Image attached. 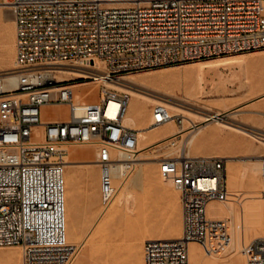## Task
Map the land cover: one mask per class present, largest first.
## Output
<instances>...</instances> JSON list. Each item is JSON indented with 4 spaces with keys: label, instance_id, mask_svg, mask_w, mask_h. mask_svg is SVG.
<instances>
[{
    "label": "built area",
    "instance_id": "obj_1",
    "mask_svg": "<svg viewBox=\"0 0 264 264\" xmlns=\"http://www.w3.org/2000/svg\"><path fill=\"white\" fill-rule=\"evenodd\" d=\"M1 3L13 13L16 63L0 71V247L21 246L22 264H74L82 247L67 237L70 147H97L104 207L118 192L116 169L123 175L133 169L139 130L123 122L130 93L121 76L264 49V0H144L122 6L104 0ZM96 61L105 72L91 67ZM61 70L80 76L57 80ZM99 77L123 87L102 82L98 102L75 97L74 83ZM45 105H65L68 116L45 120ZM152 111L155 125L184 121L163 101ZM251 132L264 141V130ZM159 164L160 174L180 193L183 235L145 240L144 264H189L190 242L208 253L227 244L228 220L207 211L211 201L227 196L226 158L180 155L162 158ZM245 264H264V231L245 247Z\"/></svg>",
    "mask_w": 264,
    "mask_h": 264
},
{
    "label": "bare ground",
    "instance_id": "obj_2",
    "mask_svg": "<svg viewBox=\"0 0 264 264\" xmlns=\"http://www.w3.org/2000/svg\"><path fill=\"white\" fill-rule=\"evenodd\" d=\"M104 1L109 6H122V5H130L135 2H140L141 0H104ZM2 5L8 6L4 3H0V6ZM252 61L264 63V54L250 55V56L245 55V54H240V55L233 54L232 56H227V57L223 56L219 58L209 59L206 61L205 60L204 61H194L190 64L185 65L184 68L182 69H179V70L167 69L165 72H161L160 74H157V75L124 74L121 76L120 78L121 82L124 85L128 86V89L130 92V99L126 106V112L123 117V122L125 125L129 127H133L139 130L138 149H137V153L135 154V157L132 159L133 169L128 174L123 175L120 167L116 169V172H115L116 180L115 181H116V185L118 186L117 195L112 200V202L109 204V206L103 207L100 214L96 217L92 226L89 228L86 235L82 239V242L79 243L82 249L86 247L85 249L86 255L88 254L94 255L99 241L116 226V222L121 212L119 208L115 207V203L118 202L119 204L120 203L122 204L123 202H125V207L129 208V203L133 199V193H134L133 190L142 183L145 177L144 170L142 167L138 168V171L134 173L136 170V165L140 164L142 166L144 164L143 160L146 158L144 151L150 148L151 146L155 144L161 145V144H166V143L168 144V142H173L174 140H176V135L179 133H182V135H185L184 142H183L185 145L184 144L183 145L186 147H188L189 145L200 146V145L206 144L209 141L220 140L226 146H230L234 143L239 145L241 148L251 153V156H253L254 158L255 157L264 158V148L255 147L250 144L242 143L241 139L239 138H231L228 135L226 136L225 131L220 126L216 125V123H219L220 125L223 124L224 127L230 126L231 122L228 123L226 119L236 121L234 118L238 114V112L242 111L241 105L236 104V105L229 107L226 101H224L225 99L221 97L223 98L222 102H223L224 109L212 111L210 108V104L202 101V98L204 96H207L206 94L208 92L213 93L212 90L217 88L218 85L221 84V83L218 84V82H216V80H214L213 78L209 79V76L211 74L212 75L215 74V76L219 75L218 77H220L219 78L220 80L222 79L221 78L222 74H224L222 73L223 69L227 70L229 68L231 69V68H235V67L242 66V65L246 66V64ZM15 63H16V55L13 49V51H11V54L4 56L0 59V67H4V69L2 68L0 69V71L6 70L5 67H9L11 65L13 66L10 68H13L15 66ZM91 67L94 68L100 74L104 72V69H102L103 67L101 66V63H99L98 61H96L95 64L92 63ZM77 76H80V74L77 71H72V70H61L56 73L57 80H70ZM101 78L102 77H99L98 81H88L87 80V81L74 83L72 86L74 88L75 97L80 101L87 102L88 100L83 97V95L79 91V88L85 87V86H92L94 82H98L100 84L104 82L106 85L110 87H118V88L123 87L121 85L113 84L110 81L104 80ZM162 78L166 82L162 81L163 80ZM176 80H179V83H177ZM158 82L162 83V86H164L167 89L166 93L168 95L172 96L175 100H177L175 103L174 102L167 103L166 101L168 108L170 109L172 114H181V112H178L180 110H182L183 112L184 110L185 111L191 110L190 108L186 107V105H190V106L197 107L202 110V112L200 113L198 111L199 113L198 116H200L199 118H201L200 121H196L192 119L190 116H184L185 117L184 121H187L189 125L185 126L184 128L180 130L173 129V125H172L173 120H170L168 122H165L159 125L153 124V111H151V113L148 112V105L150 104V102H160L161 100L156 98L155 97L156 95L153 96L154 93L150 95V94L144 93V92H147L148 90L143 92L142 89H146V88L148 89L150 83L156 84ZM257 84L258 86H261L262 88L259 90V92H257L255 96H253V98H258V99L260 98L262 100L260 105H264V69L261 75L258 77ZM92 87L96 88V90L99 91V85L95 84V86L93 85ZM208 89L209 91H207ZM157 92H160V91H157ZM160 93H162L161 95L164 96L163 92H160ZM165 99H169V97ZM251 100H250V104H252L251 102H253V99ZM98 101H99V98L97 99V102ZM249 105L247 104V106ZM108 112L109 113L111 112V108H109ZM192 112L194 111H190L189 114L192 115L196 113V112L194 113ZM258 113L264 114V111H258ZM233 126L235 129H237L240 132H243L246 134L250 133V131L248 132L245 128L232 125V127ZM156 137L161 138L162 141H158L157 143V141H155ZM85 145L86 144H83V145L77 144V145L70 147L69 154L67 156V164H66V172H65L67 237H68V242L72 244H74L72 241L75 240L78 236L76 226L72 224L71 218H70V212H71V209H73L72 208L73 199L75 196V190L77 186L78 173H79L77 172L76 167L86 166V177L88 180L92 178L94 179L93 170L95 166L98 167L96 160L94 162L92 161L93 162L92 163L91 161H89V158L91 157V155H87V153L91 154V148L93 147L91 148L88 146L85 147ZM88 145L92 146L93 144H88ZM183 145L181 146L180 151H179L180 155H189L188 153L189 151L188 152L185 151L183 153V149L185 150ZM77 148L83 150L82 154L74 153V150ZM115 153L116 151H113V154ZM180 155H177V156H180ZM120 156L123 160H126L128 158L127 155L125 154H121ZM223 157L228 158V156H223ZM260 164L257 166H260ZM250 166L245 164V166L241 169L232 168L230 172L228 173L229 189H227L226 198L223 200H214L208 204L207 211H208L209 216L218 218L224 215V213H227L230 217H232L231 218L232 220H229V221H232V235L230 236L231 242L229 241L230 244H229L228 249L225 248V250L227 249L229 253L232 255L226 259V262L220 260V258L219 259L217 258L218 260L215 261V264H245V259H244L245 256L243 258L240 256V253L242 252L244 244L253 235L260 236L261 234H263V231H264V168L262 165L259 168L256 167V163L254 166L252 167ZM257 169L261 171V177H260L261 180L258 183L255 182L254 179L252 178L253 172L258 173ZM241 197H243V199H245L247 203L244 205H248V206L251 205V206L257 207L256 208L257 210L256 212L258 213L257 220L255 223L254 229L249 236H247L246 234H240V231L238 232V230L240 229L238 227V230H237L236 223L234 222V217L236 214V207ZM242 203L243 202H241V204ZM238 209L240 208H237V210ZM239 216H241V214ZM241 227H242V224L240 228ZM164 229L167 230L169 233L167 234L158 233V234H155V236H151L147 239H150V238H168V239L181 238L183 235V218H182L181 211H179V214L177 217L169 221L168 225ZM132 240H134V238ZM208 254L211 255L214 253H208ZM15 256H17V258H20L19 245H13L7 250H1L0 251V262L12 261L13 259H15L14 258ZM206 261L207 260H204V255L202 254L200 247L197 245V242H190L189 264H206Z\"/></svg>",
    "mask_w": 264,
    "mask_h": 264
},
{
    "label": "rangeland",
    "instance_id": "obj_3",
    "mask_svg": "<svg viewBox=\"0 0 264 264\" xmlns=\"http://www.w3.org/2000/svg\"><path fill=\"white\" fill-rule=\"evenodd\" d=\"M1 1L2 0H0V3ZM15 37H16V28H15V21L12 10L10 7L2 5L0 6V59L4 56L11 54V51H13V49L16 55ZM233 54L234 55L245 54L248 56L258 55V54H264V49L223 54L208 59L193 60L182 64L162 66V67L153 68L149 70H142L130 74L157 75L160 74L161 72H165L167 69H173V70L182 69L184 68L185 65L190 64L194 61H204V60L206 61L209 59L219 58L223 56L224 57L232 56ZM12 66L13 65L9 67H5V69H9ZM101 66L103 67L102 69H104L105 72L106 70L104 65L101 64ZM2 68L4 69V67H0V69ZM263 69H264L263 62L252 61L246 64V66L242 65L231 69L229 68L227 70L223 69L222 73L224 74H222L221 77L222 79L220 80H219L220 77H218L219 75L215 76V74L214 75L211 74L212 76L210 75L209 79L213 78L214 80H216V82H218V84L219 83L221 84H219L217 88L212 90L213 93L208 92L206 94L207 96H204L202 98L203 102L210 104V108L212 111L224 109L222 102L223 98L225 99L224 101H226L229 107L236 104L241 105L242 111L238 112V114L234 118L236 121L226 119L228 123L231 122L230 126L228 127L225 126L226 127L225 128L223 124L220 125L219 123H216V125L220 126L225 131L226 136L228 135L231 138H239L241 139L242 143L250 144L255 147H261V148H264V141L258 140L257 138L252 136L253 133L251 132V130H264V114L258 113V111H264V105H260V103L262 102L260 98L259 99L253 98V96H255L257 92H259V90L262 88L261 86H258L257 81ZM236 76H238L239 78ZM162 81L166 82L164 79ZM176 81L177 83H179V80ZM95 84L99 85V89H100V83L94 82L92 86L93 85L95 86ZM92 86H85L79 88L80 93L88 101H95L99 98V91H97L96 88ZM142 91L143 92L147 91L144 93L150 95L154 93L153 96L156 95L155 97L163 102L167 101V103L168 102L175 103L177 101L172 96L166 93L167 89L164 86H162V83L159 82L156 84L150 83L148 89L147 88L142 89ZM157 91L163 92L164 96L161 95L162 93ZM207 91H209V89ZM160 96H162L163 98ZM164 97L165 98L169 97V99H165ZM251 99H253V102H251L252 104H250ZM156 103L157 102H150V104L148 105V112L151 113L153 109V105H155ZM247 104L250 105L247 106ZM186 107L190 108L191 110H186V111L184 110V112L180 110L178 112H181L183 116H190L192 119L196 121H200L201 118H199L200 116L198 115L200 112H202V110L190 105H186ZM45 110L47 114L50 113L49 115H55L53 116L54 118L55 117L65 118L68 116L69 113L68 109L65 107H58L53 105H48V107ZM188 111L196 112V113L192 112L196 116L192 113H191L192 115H190ZM254 124L257 126H255ZM172 125H173V129L180 130L185 126L189 125V123L187 121H183L182 124H178L175 121H172ZM232 125L245 128L248 132L250 131V133L246 134L240 132L237 129H235L234 126L232 127ZM184 136L185 135H182V133H179L176 135V140H174L173 142H168V144L166 143L161 145L155 144L144 151L146 158L143 160V162L146 163H144L142 166L140 164H137L134 173L138 171V168L142 167L144 170L145 177L142 183L133 190L134 191L133 199L129 203V208L125 207V202H123L122 204L121 203L119 204L118 202L115 203V207L119 208L121 212L116 222V226L99 241L94 255L92 254L86 255V250H85L86 247H84L83 249H81V252L74 264H144L145 240H147V238L151 236H155V234L158 233L161 234L169 233L164 228L168 225L170 220L178 216L179 211H181L183 218L180 193L169 180L165 179L160 174L159 162L162 158L176 157L177 155H180L179 151L181 146L184 144L183 143ZM158 138L157 137L155 138V141H157V143L158 141H162L161 138L159 139ZM184 145L183 147L185 148V150L183 149V153L185 151L186 152L189 151L188 153L190 156L213 155V156H228V158L230 157L229 159L226 158L228 189H229L228 173L232 168L241 169L245 166V164L248 166L250 165L254 166L255 163H256V167L259 168L262 165L264 168L263 157L254 158L253 156H251V153L244 150L235 143L230 146H226L220 140H214V141H209L206 144L200 146L189 145L188 147H186ZM86 146L90 148L91 147L94 148V149L91 148V154L87 153V155H91L89 161L94 162L96 160L97 147L93 145L89 146L88 144H86L85 147ZM82 151H83L82 149L77 148L74 150V153L82 154ZM258 163L259 164L262 163V164H260V166H257L259 165ZM148 166H150V168H148ZM76 169L77 172H79L76 187L82 186L83 188L82 206H84L85 209L83 215L84 217H88V220L90 221L88 225L82 227V230L81 232L78 233L77 238L72 241L74 244H79L80 242H82V239L86 235L89 228L92 226L96 217L100 214L101 210L104 207V204L102 203V197L100 191L99 167L97 166L94 167L93 170L94 179L92 178L89 180L86 177V166H78L76 167ZM257 172L258 173L256 172L252 173V178L254 179L255 182L258 183L261 180L260 178L261 171L257 169ZM97 187H98V192H97L98 205L94 214L92 215L90 213L92 206L91 188L96 190ZM96 196L97 194L95 193V198ZM240 200L241 202H243L242 204ZM238 202L239 203L236 207V214H235L236 219L234 217V222L236 223L237 230L239 227L240 230H238V232L240 231V234H246L247 236H249L253 231L257 220V215H258V213L256 212L257 207L251 205L249 206L244 205L247 203L245 199H243V197H241V199H239ZM237 208H240L238 209L239 211L237 210ZM239 212L241 216H239L240 215ZM229 217L230 216L227 213H224V215L218 218H224L228 220L229 227L231 230L230 231V236H231L232 221L229 220H232L231 219L232 217L230 218ZM241 224L242 227L240 228ZM256 237H258V235H253L252 237H250V239L246 241L241 252L242 254L240 253V256L242 258L245 256V247ZM133 238L134 240H132ZM230 242L219 248L217 251L212 252L214 254L211 255H209L208 252H206L205 249L199 243H197V245L200 247L202 254L204 255V260H207L206 264H215V261L218 260L219 258L220 260L226 262V259L232 255L227 250ZM12 246L0 247V251L7 250ZM19 247H20V258H17V256H15L14 257L15 259H13L12 261L0 262V264H22V247L21 246ZM225 248L227 249L225 250ZM225 251L226 253L228 252L229 254L228 253L226 254Z\"/></svg>",
    "mask_w": 264,
    "mask_h": 264
},
{
    "label": "crops",
    "instance_id": "obj_4",
    "mask_svg": "<svg viewBox=\"0 0 264 264\" xmlns=\"http://www.w3.org/2000/svg\"><path fill=\"white\" fill-rule=\"evenodd\" d=\"M90 102H97V100L95 101H90ZM48 107V105L43 106V119L45 120H49V119H64V118H58V117H53L55 115H49L46 113V108ZM58 107H65L67 108V106H58ZM68 109V108H67ZM146 163V162H144ZM148 168H150V166H148ZM82 186H78L76 187L75 190V196L73 199V206L70 212V218H71V222L74 226H76L77 232H81L82 227L86 226L89 224V220L88 217H84L83 213L85 211L84 206H82V199H83V195H82ZM79 192V193H78ZM98 187L95 189L91 188V194L92 196V206H91V210L90 213L93 215L97 205H98ZM95 193L97 194L96 198H95ZM78 194V195H77ZM77 195V196H76ZM94 199V200H93Z\"/></svg>",
    "mask_w": 264,
    "mask_h": 264
}]
</instances>
